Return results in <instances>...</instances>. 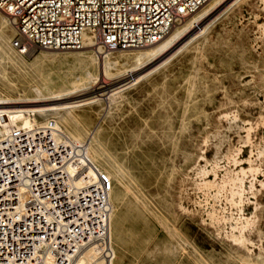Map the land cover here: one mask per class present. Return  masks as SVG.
Listing matches in <instances>:
<instances>
[{
    "label": "rangeland",
    "instance_id": "obj_1",
    "mask_svg": "<svg viewBox=\"0 0 264 264\" xmlns=\"http://www.w3.org/2000/svg\"><path fill=\"white\" fill-rule=\"evenodd\" d=\"M214 17L166 63L134 73L135 78L148 75L112 103L75 111L80 128L97 129L94 141L114 168L95 162L74 140L71 128L64 129L61 118L50 110L44 113L48 90L59 91L64 85L86 98L102 86L101 80H81L77 63L69 58L41 55L54 51L32 50L26 56L12 51L13 63L0 57V135L50 120L56 137L61 134L83 146L111 181L112 264H264V1L239 0ZM131 68L129 59L115 64L107 89L128 81L124 72ZM92 69L95 72L94 65ZM230 155L241 162L236 166L258 171L244 178L245 188L251 180L254 194L244 192L241 204L225 206V214L234 217L239 207L240 214L256 216L252 230L244 232L243 246L233 244L225 226L202 213L204 194L193 188L198 167L208 171L214 162L218 174L232 171L236 166ZM205 177L211 179L212 174ZM217 205L209 198L206 209Z\"/></svg>",
    "mask_w": 264,
    "mask_h": 264
},
{
    "label": "built area",
    "instance_id": "obj_2",
    "mask_svg": "<svg viewBox=\"0 0 264 264\" xmlns=\"http://www.w3.org/2000/svg\"><path fill=\"white\" fill-rule=\"evenodd\" d=\"M208 0H0L9 47L107 51L148 47ZM52 121L0 135V264H112L111 181ZM78 161L76 163L75 161ZM72 170L71 172L69 170Z\"/></svg>",
    "mask_w": 264,
    "mask_h": 264
},
{
    "label": "bare ground",
    "instance_id": "obj_3",
    "mask_svg": "<svg viewBox=\"0 0 264 264\" xmlns=\"http://www.w3.org/2000/svg\"><path fill=\"white\" fill-rule=\"evenodd\" d=\"M238 1L239 0H208L198 10H196L194 13L187 16L183 21H181L173 29H171L170 32L166 36H164L163 38H161L159 41H157L151 46L141 47L144 49L139 50V51H129L125 54L121 53L119 55H115L114 54L115 51L109 52L107 50L102 49L100 46L99 48H97L96 46H94V44L91 43L89 39H86L83 47L79 49L78 51L58 50V51H54L53 53L41 52L42 56L69 58L75 61L78 66L77 71L79 73V76L81 77V80H87V79L93 80V81L101 80L103 82L102 86H100L99 89H97L96 91H93L91 93V96L86 97V98H82L83 93L76 94V92H73V91L71 92L69 90H66L68 88H65L64 85H61L63 89L59 91L53 92V91L48 90L47 94L49 95V97L46 99L49 104H48V109H44V113H46L47 115L48 110H50L53 113H55V115L58 118H61L64 129L68 127L71 128L72 130L71 133L75 137L74 140L78 143H81L83 146H85V148L91 153L90 155L92 156L95 162H98L101 164L103 163L105 167H108V168H114L111 159H109V157L106 154H104L99 144L95 143L94 141V134L96 133L97 129L95 131L93 130L89 131V130H85L84 128H80L77 122L78 114H76L75 111L82 107L89 108L91 105L99 104L101 102L103 103V101H108L112 103L114 99H117L120 97L121 93L124 90L127 91L126 89L135 85L139 80H141L146 75H148L147 74L148 72L147 73L145 72L143 76L135 78L133 77L134 73H136L137 71L147 66L153 65V64L163 65L164 63H166V61L172 58L180 50L184 49V47L186 48L185 44L188 38L189 39L190 37L195 38L198 34H200V32H203L204 30H206L209 24L211 23L210 20H212V18L214 20L216 19V17L214 16L220 9L224 8V6H233ZM260 1H264V0H260ZM229 8L232 9V7H229ZM194 30H196L195 33H194ZM9 32H11V37H12V29L10 27V22H8V20L5 17L0 16V57L4 58V60H7L8 63L9 62L11 63L14 60V56L12 55L11 53L12 50L9 47V41L11 38L9 35ZM122 59L123 60L129 59L132 62V68L129 71L124 72V73H127L126 75H129L127 78L128 81H123V82L121 81L122 82L121 84L108 90L107 87L109 86V83H107L108 82L107 80L109 79L108 77L110 76L109 70L114 68L115 64H117ZM2 62H5V61L2 60ZM93 65H94L95 72L92 69ZM68 84L70 86L69 89L75 88L74 87L75 83H72L70 81ZM248 135L249 134L246 135L247 136L246 138L249 137ZM263 151L264 150H262V152ZM262 152H259V154L263 155L261 154ZM236 154L235 156L237 157ZM230 157L232 156L230 155ZM230 162H232L231 164L233 167L237 165L239 160H235L232 157ZM212 163L213 164L210 166L208 171H206L204 166L198 167L195 169L194 176L197 175V177L196 176L195 177L198 179L193 183V188L196 191H202L204 194L202 197L203 205L201 204L202 213H205L206 217L211 219V222L213 221L217 224L218 223L223 224L225 226L224 228L226 229L224 233L225 235H227L228 239L233 244L243 246V244L246 241L244 237V232H248L252 230V226H254V222L256 221L255 220L256 216L254 212H251V214H246L245 216L243 215L244 213L240 214L242 209H240L239 207L236 210L238 211L237 215L234 213L235 211L234 212L232 211L234 215H236L234 217L231 214L230 215L225 214V206L228 205V207H231V206H235V205L237 206L241 204L242 196L244 192L246 193L248 192L249 194H252V195L254 194V192H252L253 189H252L251 180L247 183V186L245 188L244 178L245 176L250 175V173H252V171L254 172L256 169L252 170L251 166L250 167L248 166L249 168L245 170L241 166L238 165L232 171L223 170L221 173L218 174V172L214 170L215 163L214 162ZM247 165H249V163H247ZM117 169L119 168L117 167ZM115 171L118 174L120 173L119 172L120 169L119 171L115 169ZM208 172L212 174L211 179H209L208 177L207 178L205 177ZM256 172L258 171H255L254 175L256 174ZM245 182L247 181L245 180ZM208 196L209 198H212L215 202H218V205H217L218 207H212L210 209L208 208L206 209L207 204H209ZM221 198L223 199L222 204L220 202ZM108 234H109V231H108ZM109 241H110V236H109ZM262 254L258 253L257 256L262 257ZM93 256L94 255L92 254V251L88 250L80 259H78L76 264H87L93 258Z\"/></svg>",
    "mask_w": 264,
    "mask_h": 264
}]
</instances>
